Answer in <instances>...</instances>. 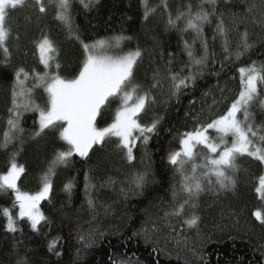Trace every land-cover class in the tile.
<instances>
[{
  "label": "trees",
  "instance_id": "16d2710c",
  "mask_svg": "<svg viewBox=\"0 0 264 264\" xmlns=\"http://www.w3.org/2000/svg\"><path fill=\"white\" fill-rule=\"evenodd\" d=\"M43 3L44 13L35 0H26L23 7L11 10L6 21L11 28L9 56L6 58L0 49V174L7 172L15 153L16 162L25 169L19 180L25 191L42 185L41 177L55 153L67 150L68 145L59 139L57 131L46 130L35 137L38 113L21 109L23 132L15 133L16 139L3 146V133L12 115L9 109L16 72L20 68L30 76L44 72L35 43L44 35L59 47L61 75L75 76L84 59L80 44L68 38L65 26L55 18V5H49L48 0ZM147 5L155 11L145 19V0H92L87 8L73 0L72 23L87 43L120 35L130 37L119 48L108 49L107 54L139 47L142 57L134 68V79L155 98L139 119L149 124L159 118L156 130L149 134L146 144L142 139L137 141L131 161L113 138L103 146H94L87 158L73 154L66 166L57 167L50 194L41 202L45 219L36 229L24 218L17 219L15 232L7 230L3 209L16 211L17 204L11 190H0V264H264V230L253 215L254 209L264 213V200L256 192L264 164L240 157L235 189L218 186L210 193L203 191L192 201L195 208L185 205L182 216H173L172 211L187 194L180 190V175L168 159L179 149L182 133L230 107L241 90V67L264 65V0H216L214 7L206 0H147ZM189 5L193 14L201 5L210 13L202 26L208 59L200 69L202 75L174 96L168 74L169 69L188 74L185 41H195V54H203L201 38L186 27V18L175 26L168 24L169 13L175 19ZM221 20L227 30L228 51L217 31ZM245 32L252 45L247 50L242 47ZM237 51L242 53L239 58ZM158 70L160 83L152 87ZM32 83L27 81L28 86ZM261 95L264 97V92ZM33 96L36 103L45 106L47 94L42 88H36ZM117 106L114 100L97 118L98 126L111 122ZM250 111L255 124L264 125V108L259 101L253 102ZM143 173L147 178L138 187L134 180ZM69 182L73 187L66 191ZM89 198L94 206H89ZM192 213L199 217L198 225L189 229L197 241V252L192 256L168 252L149 225L156 223L165 233L170 228L181 232L182 223Z\"/></svg>",
  "mask_w": 264,
  "mask_h": 264
},
{
  "label": "snow or ice",
  "instance_id": "6c2138e0",
  "mask_svg": "<svg viewBox=\"0 0 264 264\" xmlns=\"http://www.w3.org/2000/svg\"><path fill=\"white\" fill-rule=\"evenodd\" d=\"M79 2L87 8L92 0ZM206 2L214 7L216 0ZM25 3L26 0H0V49L6 58L9 56L7 41L11 35V28L6 21L11 10L23 7ZM35 3L41 13L46 11L43 0H35ZM48 3L55 5V18L65 26L68 38L75 39L80 44L84 59L75 76L69 78L61 75L59 47L44 35L35 42L44 72L42 74L34 72L30 76L20 68L15 75L12 107L9 109L12 115L7 121L8 128L3 133V146L6 147L16 139L15 133L23 132L20 127L21 109L25 112L38 113L39 129L34 133L35 137L41 136L46 130L57 131L59 139L68 145L67 150L55 153L47 171L41 177L42 190L34 194L22 191L18 185L25 169L16 162L15 153L9 160L8 171L0 174V190L14 192L18 218H27L33 229L45 219L39 210V204L49 196L52 189L51 177L55 175L57 167L66 166L73 154L87 158L94 146H103L113 138L117 141L116 147L125 150L126 158L131 161L134 159L133 147L137 141L142 139L146 144L150 138L149 134L156 130L160 122L157 118L149 124H142L139 119L146 106L155 102L150 91L145 90L134 79V68L142 57L139 47L117 55L107 54L108 49L119 48L121 42L130 37L120 35L87 43L80 38L72 23L73 0H48ZM164 6L167 7L166 2ZM151 11L155 9L149 8L145 0V19ZM209 15L202 5L194 14L189 5L187 11L179 12L175 19L169 13V25L175 26L177 21L186 18V27L194 30L196 36L201 38L203 46V54L197 56L193 47L195 41L192 44L185 41V50L189 58L188 74L173 73L169 69L168 78L171 81V94L174 96H178L182 88H187L189 82L194 83L197 76L202 75L200 69L205 66L208 59L207 43L202 39V26L208 22ZM217 31L224 37V48L228 51L229 41L223 20L217 25ZM247 39L248 34L245 32L242 37V47L245 50L252 47ZM241 54L237 51V58ZM239 72L241 90L225 113L207 123H197L191 130L182 133L179 150L169 154L170 164L176 166L175 170L181 176L180 190L187 194V199L172 211L173 216H182L185 205L195 208L196 204L192 201L198 199L205 190L204 181L212 185V177H215V184L220 189H235V176L240 171L238 163L240 157L248 156L264 164V125H256L250 111L255 101H259L260 106L264 108V97L261 95L264 92V65L257 66L253 63L241 67ZM159 76L158 70L154 74L152 87L160 83ZM29 79L33 81L31 86L27 85ZM36 88H42L47 94L45 106L36 103L33 96ZM114 100L118 101V106L112 114L111 122L103 127L98 126L97 118L109 110ZM210 131L215 135H210ZM146 178L147 173L138 174L134 182L140 187ZM72 187V183L69 182L65 185V190L71 191ZM256 192L260 199L264 200V175L259 178ZM176 195L174 192V197ZM88 203L89 206H94L91 198ZM3 215L7 219V230L15 232L17 226L11 211L3 209ZM254 216L261 225H264V213L257 210ZM198 221L199 217L192 213L184 223L191 228L196 227Z\"/></svg>",
  "mask_w": 264,
  "mask_h": 264
},
{
  "label": "rangeland",
  "instance_id": "374dc122",
  "mask_svg": "<svg viewBox=\"0 0 264 264\" xmlns=\"http://www.w3.org/2000/svg\"><path fill=\"white\" fill-rule=\"evenodd\" d=\"M37 52H38V49H37ZM38 54H39V52H38ZM109 55H116V54L109 53ZM240 118H242V114L240 115ZM210 135H215V133H210ZM199 148H202V146H199ZM177 150H179V149H177ZM246 157H248V156H246ZM197 162H199V160ZM19 165H21V164H19ZM262 175H264V171H263ZM180 179H181V176H180ZM212 181H213L212 185H209L207 183V181H204V188H205L204 191L209 190L208 193H210V190L213 191L214 189H216L218 187V185L215 184V177H212ZM18 185H19V181H18ZM258 186H259V183H258ZM42 187H43V185H41L35 191H25V190L21 189V187H20V189L22 191L34 194V193H36L38 191H41ZM13 194H14V192H13ZM14 198H15V194H14ZM41 202H42V200L40 201V204H39V210L42 212V210H41ZM9 210L11 211L12 217H13V219L16 222L17 219H19L18 218V205L16 206V211H12L11 209H9ZM254 210L257 211V209H254ZM253 215H254V212H253ZM30 224H31V222H30ZM149 226H152L151 229L154 230L155 238L165 242V245L167 246V251L168 252H173L174 251V252L180 253L182 255L187 254V255H190V256L194 255L195 252H197V247H198V245H196L197 241H196V239L194 237H192L190 235V230L189 229H191L192 227L191 228L188 227L185 223H182V225H181L182 226L181 232L180 231H174L172 228H170L171 231L165 233V232L160 230L159 225L156 224V223H152ZM168 227H170V226L168 225ZM262 227H263V230H264V225H262Z\"/></svg>",
  "mask_w": 264,
  "mask_h": 264
}]
</instances>
